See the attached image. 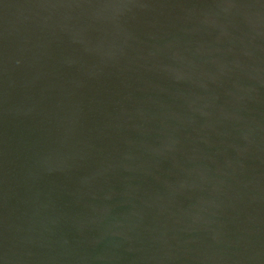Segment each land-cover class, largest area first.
Returning a JSON list of instances; mask_svg holds the SVG:
<instances>
[{
  "label": "water",
  "instance_id": "1",
  "mask_svg": "<svg viewBox=\"0 0 264 264\" xmlns=\"http://www.w3.org/2000/svg\"><path fill=\"white\" fill-rule=\"evenodd\" d=\"M0 264H264V0H0Z\"/></svg>",
  "mask_w": 264,
  "mask_h": 264
}]
</instances>
